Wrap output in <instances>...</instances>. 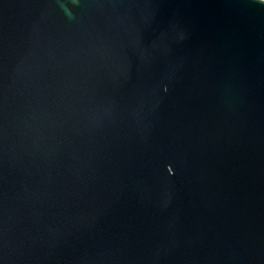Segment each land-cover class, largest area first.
Wrapping results in <instances>:
<instances>
[{
  "label": "water",
  "instance_id": "obj_1",
  "mask_svg": "<svg viewBox=\"0 0 264 264\" xmlns=\"http://www.w3.org/2000/svg\"><path fill=\"white\" fill-rule=\"evenodd\" d=\"M0 264H264V0H0Z\"/></svg>",
  "mask_w": 264,
  "mask_h": 264
}]
</instances>
